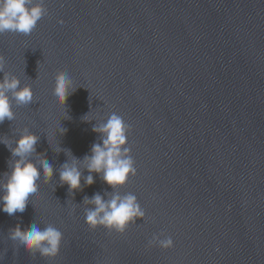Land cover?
Segmentation results:
<instances>
[{
	"label": "water",
	"instance_id": "1",
	"mask_svg": "<svg viewBox=\"0 0 264 264\" xmlns=\"http://www.w3.org/2000/svg\"><path fill=\"white\" fill-rule=\"evenodd\" d=\"M36 6L30 34L0 32V82L33 93L29 103L7 93L14 119L0 123V181L20 159L11 149L25 129L39 137L29 159H46L54 176L23 213L0 210V264H264V0H30ZM61 74L66 105L55 96ZM113 113L130 125L136 167L117 189L84 163L103 146L93 129ZM72 158L82 173L75 191L60 179ZM96 194L134 195L145 216L123 232L93 228L85 218ZM33 225L62 234L58 253L13 239Z\"/></svg>",
	"mask_w": 264,
	"mask_h": 264
},
{
	"label": "clouds",
	"instance_id": "2",
	"mask_svg": "<svg viewBox=\"0 0 264 264\" xmlns=\"http://www.w3.org/2000/svg\"><path fill=\"white\" fill-rule=\"evenodd\" d=\"M29 4L30 0H0V32L30 34L42 16V8L40 6L30 8ZM18 85L19 80L8 79L7 76L0 82V123L5 119H14L11 101L7 94L9 90L13 91L15 99L20 103H29L33 98L30 87L16 91ZM69 89L68 78L63 74L57 76L55 96L59 104H67L71 94ZM129 128L130 125L122 116L113 113L105 124L93 129L104 134L103 146L94 144L91 149L92 155L84 158L89 173L101 174L103 180L113 189L125 186L130 176L136 174L135 161L131 156V149L127 147ZM38 140L39 137L35 133L25 129L24 134L17 141V146L11 149L12 155L20 159L11 164V172L5 174L4 181H0V191L3 193L0 195V204H2L0 210L9 215L23 213L30 202L39 199L40 184L50 182L54 176V169L46 159L35 163L29 159L36 151ZM79 164L80 161L72 158L71 163H65L60 171L61 181L68 184L72 191L82 187ZM41 170L44 173L43 181ZM84 181L87 185H92L93 175L89 174ZM88 202L95 205L94 209L87 212L85 218L93 228L103 226L123 232L130 223L145 216L137 198L131 194L123 197L118 194L113 195L108 201L96 194ZM12 237L18 239L28 251L40 249L45 255H55L59 251L62 234L51 227L41 231L33 225L27 232L17 226L12 232ZM165 246L174 247L171 237L167 239Z\"/></svg>",
	"mask_w": 264,
	"mask_h": 264
}]
</instances>
